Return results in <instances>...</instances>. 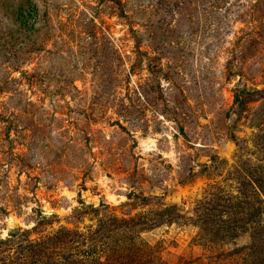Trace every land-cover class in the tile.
I'll return each mask as SVG.
<instances>
[{"label":"rangeland","instance_id":"obj_1","mask_svg":"<svg viewBox=\"0 0 264 264\" xmlns=\"http://www.w3.org/2000/svg\"><path fill=\"white\" fill-rule=\"evenodd\" d=\"M0 264H264V0H0Z\"/></svg>","mask_w":264,"mask_h":264},{"label":"trees","instance_id":"obj_2","mask_svg":"<svg viewBox=\"0 0 264 264\" xmlns=\"http://www.w3.org/2000/svg\"><path fill=\"white\" fill-rule=\"evenodd\" d=\"M211 210V209H210Z\"/></svg>","mask_w":264,"mask_h":264}]
</instances>
